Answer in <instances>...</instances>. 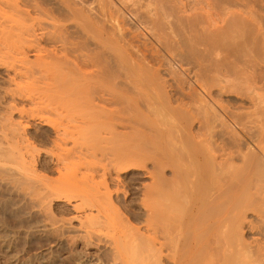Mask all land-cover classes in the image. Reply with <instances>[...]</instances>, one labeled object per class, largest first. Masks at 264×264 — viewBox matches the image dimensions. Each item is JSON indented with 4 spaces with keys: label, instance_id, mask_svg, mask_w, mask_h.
<instances>
[{
    "label": "bare ground",
    "instance_id": "1",
    "mask_svg": "<svg viewBox=\"0 0 264 264\" xmlns=\"http://www.w3.org/2000/svg\"><path fill=\"white\" fill-rule=\"evenodd\" d=\"M55 1L49 7L51 0H0V65L13 73L7 80L12 87L4 88L11 100L3 101L8 102L6 115L0 113L5 118V123L0 121V181H10L22 198L44 210L49 198L69 199L66 186L99 180L93 179L94 164L104 158L92 164L89 154L97 156L100 143L107 140L113 158L109 156L110 167L101 165L105 193L101 190L97 197L84 189L81 194V185L80 190L71 186L80 196L75 204L86 206L82 212L83 205L79 210L75 206L80 212L76 228L83 238L102 212L115 208L114 215L124 214L108 188L112 171L119 182L131 170H144L143 176L151 179L141 182L145 230L130 225L136 229L127 230L132 231L127 247L121 233L113 236L124 253L110 250L107 264H264V0H141V27L157 44L149 47V61V52L144 53L148 50L136 56L135 47H126L133 35L124 46V33H119L126 23L121 26L114 19L121 10L111 9L113 0L87 1L88 9L74 7L76 0ZM113 27L123 40L116 38ZM151 61L158 65H148ZM203 62L215 66L210 67L212 79L203 72ZM231 78L244 85L234 84L236 90H245L238 94L248 106L228 107L218 98ZM173 115L187 135L180 125L174 133L164 122ZM36 119L54 132L44 153L51 155L66 183L57 178L54 185L55 177L51 182L38 170L52 162L42 159L29 136ZM196 120L198 131L192 128ZM84 158L87 167L96 168L92 173L86 167L79 177L75 172ZM248 233L255 239L249 240Z\"/></svg>",
    "mask_w": 264,
    "mask_h": 264
},
{
    "label": "rangeland",
    "instance_id": "2",
    "mask_svg": "<svg viewBox=\"0 0 264 264\" xmlns=\"http://www.w3.org/2000/svg\"><path fill=\"white\" fill-rule=\"evenodd\" d=\"M54 1L55 0H51V3H49L48 6L51 5L52 3H54ZM77 1H78V4L79 5L78 4L77 5H74V7L77 8V6H78V8L85 7L86 9H88L89 8V3H91L92 0H90V1L89 0H84V1L83 0H76V2ZM122 1L125 4H122L121 1L119 3L122 6L125 5L123 7L120 4H117L118 0H116V1L113 0V3L114 4L113 5L111 4L112 6L111 5L110 6H111V9L113 11L114 10L115 11H118V10L123 11V12L119 11L118 13L116 12L117 16H115L116 14L113 13L114 14L113 16H115L114 19L115 20L117 19L116 21L118 23H119V21H121L119 23L120 25L121 24L124 25L126 23L124 26L121 25L123 27L122 29H124V27H125V29H124L125 31L121 29L122 32L119 33V34L122 33L121 35H123V33H124V35L121 36V35L117 34V32H119V29L116 30L117 27H115V29L113 27V32H115L114 34H115L116 38H120V36H121V38L124 37V43H123V41L118 42L117 40H119V39H116L115 37L114 38L117 41V43H121V44L123 43L124 46H125V44H127V40L130 39V37L133 35L132 37H134V39H132V45H130V46H133V44H134V46L133 47H130L127 44L126 47L128 49L131 48L130 50H132L135 47L133 49V52L134 51L135 52H138V53H134L136 56H138L139 53L141 55L142 52L148 50V51H146L144 53L147 54V52H149L148 55H146L147 56V59L146 60L149 61L150 58H151V55H150L151 54V52H150L151 50L150 49L152 48V46H154V45L156 46L157 44L155 43L154 38L152 40V38L148 35V33L145 31V29L142 28L144 26L140 22L142 20L140 18H143L142 17L143 9H141L140 6L142 7V4H143L144 1L142 0L143 1L142 2L140 0L142 2L141 4L139 3L140 1H138V0L137 1L136 0H133V2H132V0H130V1L122 0ZM124 1H127V2H124ZM178 1H182V0H178ZM56 2H59V0H56L55 3ZM85 2L88 3V5ZM81 3H83L84 5L86 4V6H83V4H81ZM94 4H96V3H94ZM116 4H117L118 7L116 6ZM87 6H88V8H87ZM112 7H114V8H112ZM115 8H117V9H115ZM126 8H128V9H126ZM128 10H130V11H128ZM118 14L124 15V17L122 16V19L123 20L120 19L121 17H119ZM139 15H141V17ZM138 16H139V18H138ZM118 19H120V20H118ZM138 20H139V22H138ZM69 23H71L72 25L75 26L74 21L71 20ZM118 23L116 25H118ZM72 25H70L71 26V29H73L72 27H74ZM114 30H116L117 32L114 31ZM127 33L129 35H126ZM116 34L119 35V36H117ZM143 36H145V38L147 37V39H148V40H146V42L148 43V46L147 47H145L143 45V43H142L143 40H145V38ZM127 37H129V38L126 40ZM121 38H120V40H123ZM139 39H142V40H139ZM133 40L135 42H133ZM136 42H138V43H136ZM152 42H153V44L154 43L155 44L154 45L151 44ZM119 45L120 44H116V48L120 47ZM92 46L94 47V44ZM143 47L144 48H147V49H144ZM149 47H150V49H149ZM141 48L143 49V51H142ZM124 49H125V47H124ZM137 49H140V50H137ZM162 53H164V50L162 51ZM164 55L167 56V53H164ZM241 60H238L237 62H241ZM154 62L155 61H151L150 63H147V64L151 66L152 63L155 64ZM219 62H215L216 65ZM221 62H223L224 65L225 64H227V65L229 64L228 61H226V60H223ZM237 62L234 61V64L235 63L237 64ZM166 63H169V62H166ZM211 64H212L211 62H210V64H209V62H207V63L205 62L203 64L205 66H202L203 67V72L206 71V73H207L206 77H208V76L210 77V76L213 75L212 74L213 72L211 71L212 69L210 68V67H212L213 64L212 65ZM155 65L156 66L158 65L157 62H156ZM193 65L195 66L196 64L193 63ZM241 65H243V61L241 62ZM261 65H263V63H261ZM167 67H168V65L166 64V68ZM198 67L196 66V68H198ZM214 67L215 66H213L212 68H214ZM7 68H8L7 65H6V67L4 65H0V96L2 98L5 97V98H3V100H1L2 98L0 97V100H1L0 101L1 102L0 103V106L2 105V107H0V110L2 112H4L3 108L5 107V104L6 103L8 104L7 101H10L11 100V98H8V97L9 96L10 97L12 96L11 94L9 95V93L8 94L6 93L7 90H9L8 87L9 88L12 87L11 86V83L9 81H7V80H9V77L8 76L10 74L11 75L13 74L12 73V70H10L9 68L7 69ZM226 71H228V69ZM168 78H170V77H168ZM210 78L212 79V77H210ZM228 80H229V82H228L229 85H227L228 86L227 89L225 88V91H224V88H223V90H222V91H224V93L222 91L217 92L218 93V95H217L218 98L221 97L220 99H222V101L225 102V104L228 107H232V106L234 107V105L237 106L240 103H241V105L248 106L249 103L247 102L246 98L242 94H241L242 96L240 94H238L239 91H243V93H244L245 90H240L242 87H244V85L242 83L241 84L237 83L238 80L236 82L235 79H234V81L236 83H234V81H232L233 78H231V80L230 79H228ZM230 81H231V83H230ZM192 82H193V80H192ZM225 82H224L225 85L228 84L227 81H225ZM234 84L238 85L237 86L238 88L241 86V88L238 89L239 91L236 90L237 88L235 89ZM4 88H7V90L4 89ZM216 89H217V87H216ZM219 93L222 94V95H220ZM259 93H260V91H259ZM261 93H262V91H261ZM263 93H264V91H263ZM6 96H8V97H6ZM7 98H8V100H7ZM4 100H7V101H5L3 103ZM175 105H176V103H175ZM26 107L29 108L28 105L25 106V108ZM194 109H195V107H194ZM2 112H0L1 115H3V116L6 115V110H5L4 113H2ZM243 112H244V110H243ZM3 116H0L1 123L2 122L5 123V121H4L5 118H3ZM17 116H19V115H17V113H14V118L15 119L18 118ZM174 116L175 115L172 116L173 118L172 117H168V118H170L169 119L170 121L167 120L168 118H166L164 122L166 124H168V122H169L170 126L172 125L169 128L170 129H173L174 128L172 130L174 133H175L176 129L178 130L180 128L179 127V125H180L181 128L184 129V131L181 130L182 133H184V134L187 135V132H185L186 131L185 128H183L182 125H181L182 124L181 123L182 121H179L180 119L179 118L177 119V116H175L176 118H174ZM1 117L3 118V120H1L2 119ZM173 120H175V121H173ZM172 121H173V124L170 123ZM176 121L179 124H177ZM169 124H168V126H169ZM194 124H195V127H194ZM197 124H199V126H197ZM173 125H175V126H173ZM176 127H178V128H176ZM199 127H200V123H197V120H196L193 123V127L192 128L195 129L194 131H196V130L198 131L199 130ZM28 130H29V136L31 135L30 136L31 137V140L32 141H35L34 142L35 145L37 144L36 146L40 148V149L39 148H37V149H39V151L42 153V157H44L42 159H45V162L48 160L47 161V164H48L51 161L52 157L50 158L49 157L50 154L48 155V154H46L44 152H45V150L47 151L49 149V147L51 145L50 143H52L51 141L49 142V140H50V138L51 139L54 138L53 137L54 136V132L52 131V129L49 126L43 125L40 122V120L38 121V119H36V120H34L32 122V124L28 128ZM41 135H43L47 140L46 139L43 140V138L41 137ZM206 136L208 137L207 134H206ZM43 141H45V142H43ZM79 142H82L83 143V141H79ZM103 142L100 143V146H99L101 152H99V151L97 152L96 151L97 153L96 152L95 153L97 154V156L95 154H93V156L95 155L96 158H93V156H91L90 154H89V156L91 157L92 160L90 159V157H88V158L86 157L88 159V161H90V160L92 161V164H93L94 159H98V162L100 160H102L99 163L98 162H94V163H98L97 165L94 164V166H96L97 169H95L96 167H92L91 168L90 167L92 165L91 163H90L91 165H88V167H90V168H88L87 167L88 162H85L86 161L85 158L82 159L83 162H81L82 163L81 166H84L86 164L85 167H81L79 165L78 168L80 170L77 168L76 172L73 171V169L75 170V168L72 169V171L75 172V174L76 173L79 174V172L80 173H86L85 172L86 171V167L89 170L92 169V171L90 170L92 173L95 170H97V172L93 173L94 176L96 175V177H94L93 179L96 178V179H99V180H94L95 182H93V181L91 182L89 180L90 182H88V183H91V185H86V183H84L86 185L85 186L84 184H81V181L82 180L81 181H77V180L74 179L75 181H77V184L79 183L78 185H76L75 184L76 182L73 181V178H72V180L70 178V180L74 182L73 185L78 186V188L75 186L77 189L80 190L79 187L81 185V194H83L82 193V190H84V189H90V192L96 193V194H92V195L93 196H95V195L97 196V194H99L100 192H102L104 190V186L105 185L104 184H103L104 186L102 185V183L104 182V181H102L104 179L103 178L104 177L103 176L104 175V171H103V169L101 170V167L103 166V164L106 165V166H108V167H110L109 166L110 165L109 164L110 163L109 161H110V159L113 158V156H111V150H110V145L111 144L107 140H105ZM89 143L87 142L88 145H90ZM105 143H106V145H105ZM94 144H99V143H94ZM153 144H154V142H153ZM153 144L152 143L151 144H148L147 143V146L150 145L148 147H150V149H152L153 146H154ZM101 145H105V146H102L104 151L101 150L102 149ZM79 146H81V144ZM82 146H84V145H82ZM97 147H98V145H97ZM105 147H106V149H105ZM99 148H97V150ZM42 149H43V151H41ZM102 152H103V155L104 156L101 155ZM104 152H107V153H104ZM109 156H111L112 158H110ZM101 157L104 158V159H100L99 160V158H101ZM53 163L54 162L49 163L47 165V167H41L40 166V167H38V170L41 171L40 174H42L43 172H45L44 173V174H46L45 176H47V178L50 179L51 182H52V178L55 177L54 179H56L55 181H57V182H55L54 179H53V183H54V185H56L58 183V181H59L57 178L60 179L61 177L59 175H61V174H58V172H56L57 170L55 169V165ZM82 168H83V171L84 172H81L82 171L81 170ZM93 169H95V170L93 171ZM89 170H87L89 172L88 174L91 175V172ZM69 171H71V170H69ZM93 174H92V176H93ZM137 174L140 175V176H138ZM63 175H64V172H63ZM71 175H70V177H72ZM80 175H82V174H79L78 176L80 177ZM143 175H145L144 170H131L130 172H127L126 174H121V182H119L117 179H113V177H117L116 171L115 172L114 171L111 172V176L112 177L110 179H107L108 188H109L110 191L112 189L111 192H112V199H113L114 204L115 205L117 204V207L119 206V208L121 209V211L124 214H122V216L119 215V214H118L119 216L118 215H114V214H116V212H115L116 209L115 208H113V210H111V211L110 210L109 211L107 210V212L105 214L102 212L100 214V216H98V219H97V217L94 218L97 221H94V219H93L94 222L91 221V224H92L91 227L87 226V227H89V230H90V233H89L90 235H88V238L87 237L83 238L80 235V233H81L79 231L80 228H78V229L76 228V227H78V225H80V224H78L80 222H78L79 221L78 217H77V219L75 217L80 213L78 210H79L80 207H82L83 204L80 205V207L77 206L78 204H77L76 200L77 201L79 200V199H77V196H78V198L80 196L78 195V193H75L76 190H74L75 187L72 186V184L69 185V187H67L65 185L66 186V193H64V191H63V193L66 195L68 193L67 192L68 188H70V190H68L69 193L67 194V195H69V199H68V196H66L67 198L65 197L66 198L65 200L64 199H55V198L51 200L49 198L48 201H45L46 204H44L45 205L44 207H46V208H44V210H43L42 207L40 208V207L36 206L35 204L31 203V201H28L25 198H22L23 196L21 197V195L18 194V192L15 190L16 187L15 186H14L15 188L12 187L13 183H11L8 180L2 181L3 183L0 181V264H107V263H109V261L112 258V255H111L112 253H111L110 250H113V251L115 250L116 252H118V254H119V251H121V252L124 251L122 249L124 246L123 245H119L120 243H118V241L120 239H124L125 240V242H123L124 240H121V241L123 242V244L125 243L124 245L126 246V243H128V240L127 239L131 236L130 233L133 231V229L135 230L136 227L138 226L142 231L145 230V226H146V224H145L146 223V219H145V217H146V208H145V201H143L144 203L141 202L142 200H144V199H142V197H144V195H143V193L141 191V189H142L141 182H143V179H145V181H147V182L148 181L150 182L151 179L148 178V177H146V176H143ZM67 177L69 178V176H67ZM73 177H75L74 174H73ZM106 178H109V176L106 177ZM100 180H101V182H100ZM61 181L62 182H65V177L64 178H61ZM8 182H9V184H8ZM98 184H100V185H98ZM59 185L60 184H58V186ZM63 185H64V183H63ZM60 186L62 187V184ZM71 186L74 187L73 188L74 192L71 195L73 197L76 196L74 198L73 197H70V194L73 191V190H71V188H72ZM96 186H97V188H96ZM85 187H87V188H85ZM90 187L92 188V190H91ZM8 189H10L11 191H9ZM64 189H65V187H63V190ZM97 189H98L99 192L97 191ZM116 190L117 191L119 190V191L117 192ZM114 191H116V192H114ZM12 192H14V193L16 192V193L13 194ZM77 192H79V191H77ZM79 194H80V192H79ZM100 194L102 195V193H100ZM70 198H72V199H70ZM67 199L69 200V203L67 202ZM59 200H61V201H59ZM65 201H66V203H65ZM75 206L78 207L77 208L78 210H76V211H75V208H76ZM83 206H84L83 207L84 209H80L81 212L83 210H85V208H86L85 205H83ZM31 208H34V209H31ZM107 213H109V214L107 215ZM74 214H75V216H74ZM111 215H112V217L113 216L114 217L111 218ZM123 215H124L125 218L123 217ZM251 215H250V217L251 218H254L253 217L254 215H252V216ZM118 217H120V218L123 217L124 219L122 218L121 221L123 220L122 223L124 222V224H126L127 226L126 225H122V223H120L121 221L118 220ZM67 218H68V220H67ZM109 218H111V219H109ZM127 219H128V221H127ZM107 222H109V223H107ZM128 222H130V223H128ZM69 224H71V225H69ZM88 224H90V223H87V225ZM132 224L134 226H136V227L134 228V226H130ZM72 226H75V227L72 228ZM119 227H120L121 230L123 228L124 233H126L125 234V237L122 234L123 231H120L119 232ZM125 227H127L126 230H125ZM130 227L132 229L131 232L127 231V230H131ZM119 233H121L122 236L121 235L120 236L123 237V238L120 237V239L119 240L117 239L118 241H116V239H113L114 238L113 236H115L116 238H118ZM250 233H251V235L254 233L252 236H255L256 237L258 235L259 238L261 237V235L256 234L255 231H252ZM250 233H248V235H249L248 238L249 237H252V236H250ZM94 234H95V236H94ZM128 234H130V235H128ZM126 235H128V237ZM108 238L111 239V240L109 241ZM253 238L252 239L249 238V240L250 239L253 240ZM112 240L114 242L116 241L115 243H117L116 244V247L117 248L115 246H113L114 245V242H112ZM129 240H130V238H129ZM122 242H121V244H122ZM98 243H99V245H98ZM105 244H108V245H105ZM111 244H112V247H111ZM117 245L119 246V248H118ZM109 246H110V249H109ZM103 248H105L107 251L105 249H103ZM122 254H120V255H122ZM123 256H125V255H123Z\"/></svg>",
    "mask_w": 264,
    "mask_h": 264
}]
</instances>
